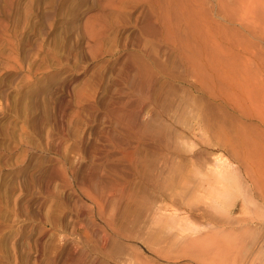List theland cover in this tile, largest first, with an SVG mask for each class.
Instances as JSON below:
<instances>
[{"label": "rangeland", "instance_id": "1", "mask_svg": "<svg viewBox=\"0 0 264 264\" xmlns=\"http://www.w3.org/2000/svg\"><path fill=\"white\" fill-rule=\"evenodd\" d=\"M68 249L264 264V0H0V264Z\"/></svg>", "mask_w": 264, "mask_h": 264}, {"label": "bare ground", "instance_id": "2", "mask_svg": "<svg viewBox=\"0 0 264 264\" xmlns=\"http://www.w3.org/2000/svg\"><path fill=\"white\" fill-rule=\"evenodd\" d=\"M146 131H147V126L143 128V131H141L142 133L140 134V137L144 136ZM120 132H121V134L123 136L124 135L126 137L130 136L129 135V127L128 126H127V129H123ZM137 151H138L137 144H133L130 147L129 151H126L125 149L123 151H121V157L120 158L119 157L116 158V162H117L116 164H117L118 167L115 166V167H113L110 170L113 173V175L116 176V177H122L125 174L126 175L130 174L132 177L140 179L142 185L145 188L149 187V188L155 190V189H157L158 184L156 183V180L153 179V177L148 176V174L145 173L146 170L144 168H142L144 166L143 165V161L141 159L136 158L134 156L137 153ZM103 154L106 157L107 156V151L103 150ZM89 178L90 179H95V181L100 182V180H98L99 179L98 176L96 174H93V172H91L89 174ZM130 183H131V179H129V178H122V182L121 183H118L116 181H114L113 183L101 181V184L104 185L105 187H106V185L108 187L121 185L122 189L126 188V186L128 184H130ZM127 202H129L128 198H127ZM126 206L128 207L127 204H126ZM161 211H166V209L163 206L157 204L154 207V211H153L154 214L159 216ZM128 212H129V207H128V211H127V208L125 207V210L122 213V218L123 219L127 218ZM104 225L106 227V230L110 229L111 232H115V234H120L119 231L115 230L114 215L111 214V217L105 219ZM103 230H105V229H103ZM120 235H123V234H120ZM102 236H103L102 237L103 242H106V240L110 237V233H106L104 231ZM123 236H125V235H123ZM125 237L127 238L128 236H125ZM73 253H74V251H71V249H68L66 251V255L67 256L64 258V260L62 261L61 264H77V262H79V260H80V257L73 256L74 255Z\"/></svg>", "mask_w": 264, "mask_h": 264}]
</instances>
